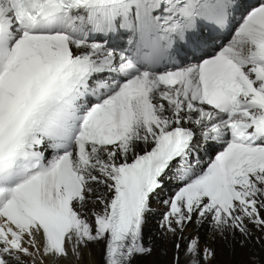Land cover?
Instances as JSON below:
<instances>
[{"label":"snow or ice","instance_id":"snow-or-ice-1","mask_svg":"<svg viewBox=\"0 0 264 264\" xmlns=\"http://www.w3.org/2000/svg\"><path fill=\"white\" fill-rule=\"evenodd\" d=\"M166 177L162 236L264 234V0H0V264L91 242L134 264Z\"/></svg>","mask_w":264,"mask_h":264},{"label":"bare ground","instance_id":"bare-ground-1","mask_svg":"<svg viewBox=\"0 0 264 264\" xmlns=\"http://www.w3.org/2000/svg\"><path fill=\"white\" fill-rule=\"evenodd\" d=\"M101 191L103 188L101 186ZM162 205L160 201L157 203ZM146 214H156L157 208H153ZM91 205L84 209L88 211ZM264 216V212L261 213ZM149 217V216H148ZM162 216L157 217L149 227L143 226V242L146 247H151L150 255L137 256L134 264H174L175 258L179 257V264H185V255L183 241L179 252H174L173 237L171 233L164 236L161 235L162 229L159 222ZM190 227L194 230L193 236H199L200 244L203 247L207 245L214 251V258L210 259L208 264H264V234L252 229L253 235L250 239H245L239 232L235 234L227 233L225 236H213L207 222L197 224L193 221ZM252 228L251 225H249ZM186 230L180 233L185 237ZM257 237H261L259 241ZM243 241V243H242ZM104 244L103 242H91L86 247L79 249V255L74 254L70 247L66 257L48 256L44 258V264H104ZM25 261H31V257H23ZM36 264H40L39 258L36 259Z\"/></svg>","mask_w":264,"mask_h":264},{"label":"rangeland","instance_id":"rangeland-1","mask_svg":"<svg viewBox=\"0 0 264 264\" xmlns=\"http://www.w3.org/2000/svg\"><path fill=\"white\" fill-rule=\"evenodd\" d=\"M157 207H158V208H160V207H161V205H158Z\"/></svg>","mask_w":264,"mask_h":264}]
</instances>
